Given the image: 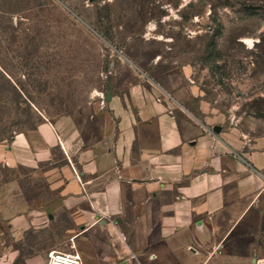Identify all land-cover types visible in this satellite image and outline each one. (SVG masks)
Wrapping results in <instances>:
<instances>
[{"label":"rangeland","instance_id":"rangeland-1","mask_svg":"<svg viewBox=\"0 0 264 264\" xmlns=\"http://www.w3.org/2000/svg\"><path fill=\"white\" fill-rule=\"evenodd\" d=\"M169 72L196 86L223 127L214 135L249 163L258 155L264 176V0H0L4 151L44 118L98 134L87 122L108 93ZM46 180L0 157V264H48L52 250H68ZM219 240V258L264 255V187Z\"/></svg>","mask_w":264,"mask_h":264},{"label":"crops","instance_id":"crops-1","mask_svg":"<svg viewBox=\"0 0 264 264\" xmlns=\"http://www.w3.org/2000/svg\"><path fill=\"white\" fill-rule=\"evenodd\" d=\"M210 110L183 73L163 83L143 74L96 104L87 125L99 123L98 134L44 118L10 150L0 144V157L48 179L65 251L76 250L83 264H248L219 258V239L264 187L253 168L261 158L235 156L211 131Z\"/></svg>","mask_w":264,"mask_h":264},{"label":"built area","instance_id":"built-area-1","mask_svg":"<svg viewBox=\"0 0 264 264\" xmlns=\"http://www.w3.org/2000/svg\"><path fill=\"white\" fill-rule=\"evenodd\" d=\"M71 245L75 248L74 240ZM257 264H264V256L257 258ZM48 264H83L82 256L75 251L52 250L49 254Z\"/></svg>","mask_w":264,"mask_h":264},{"label":"water","instance_id":"water-1","mask_svg":"<svg viewBox=\"0 0 264 264\" xmlns=\"http://www.w3.org/2000/svg\"><path fill=\"white\" fill-rule=\"evenodd\" d=\"M91 2H94V1H98V0H90ZM222 126L221 125H214V127H213V131L215 132V133H220L221 132V130H222Z\"/></svg>","mask_w":264,"mask_h":264}]
</instances>
